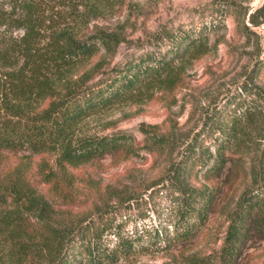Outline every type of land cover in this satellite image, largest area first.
Here are the masks:
<instances>
[{
	"label": "rangeland",
	"instance_id": "obj_1",
	"mask_svg": "<svg viewBox=\"0 0 264 264\" xmlns=\"http://www.w3.org/2000/svg\"><path fill=\"white\" fill-rule=\"evenodd\" d=\"M224 3L242 5L247 13L236 23L227 11L223 26L205 32L201 42L174 61L171 74L143 76V67L137 66L140 73L132 88L109 83L113 68L122 69L147 53H165V42H151L156 31L200 28L217 19L216 7ZM263 4L264 0H0V122H32L16 149L0 151V179L13 177L22 165L21 180L36 190L33 203L28 196L11 195L8 184L0 183L6 187L0 189V264H47L39 252L41 244L32 241L42 217L64 224L99 212L112 228L103 237L111 246L114 232L146 246L155 232H171L182 203L161 184L167 171L195 136L199 142L215 137L203 122L219 114L239 84L264 92V23L248 22L249 14ZM26 10L34 11L35 51L30 47L24 54ZM59 35L77 41L93 38L94 50L65 65L48 49ZM257 61L262 64L255 77ZM80 86L87 102H76L66 114L58 109L51 121L33 120L48 106L55 108L69 88ZM13 111L20 116L7 113ZM263 126L252 130L250 154L264 141ZM116 134L124 135L126 142L115 153L63 163L66 145ZM191 180L195 186L202 183ZM16 226L25 238L11 237ZM225 227L214 211L190 241L168 251H140L117 264H185L191 256L218 264ZM239 264H264V242L250 241Z\"/></svg>",
	"mask_w": 264,
	"mask_h": 264
},
{
	"label": "trees",
	"instance_id": "obj_2",
	"mask_svg": "<svg viewBox=\"0 0 264 264\" xmlns=\"http://www.w3.org/2000/svg\"><path fill=\"white\" fill-rule=\"evenodd\" d=\"M35 5L37 6L36 3ZM222 5L216 7L220 13L217 19L214 21L210 19L200 28L177 31L161 28L156 31L151 37V42L160 45L165 42L167 44L165 53H147L136 61H129L122 69L113 68L107 76L110 78L109 83L114 87L132 88L138 81L137 74L140 73L136 70L137 66L143 67L141 72L143 76L151 74L161 77L167 72L171 74L174 61L184 57L196 42H201L205 32L218 30L223 26L227 11L234 15V20L238 23L240 17L248 10L233 3ZM28 8L33 7L28 5ZM25 17L28 20L25 26L27 40L24 43V54L31 51L30 47L35 51L34 40H31L34 36L31 33L35 28L34 11L26 10ZM248 22L253 26L264 23V4L249 14ZM243 29L246 32L251 31L244 24ZM92 40L93 38L88 41H77L70 36L59 35L49 44V53L51 52L54 59L67 65L91 53L94 50ZM259 61L257 62L260 65H255L253 69L255 77L262 64ZM169 76H165L166 81L169 80ZM73 89L69 88L55 108L52 105L48 106L41 116L33 120L47 122L52 120V115L58 109H62L66 114L70 108L75 107L76 102L84 103L89 100L81 94L83 92L81 86ZM232 97L225 98L224 105L213 120L205 119L203 122V127L215 137L199 142L195 136L161 181L165 188L180 197L182 203L178 220L171 232L166 230L163 234L155 232L149 238L147 246L138 239L134 241L140 242L134 244L132 240L122 238L114 232L116 240L111 246L103 237L110 234L112 228L108 224L109 221L101 218L99 212L93 217H90L92 215L90 213L86 218L71 220L75 222L64 224L51 223L50 217V220L42 217L41 226L34 228L35 236L32 241L41 244L39 252L43 254L47 264H117L120 259H127L140 251L157 249L168 251L176 244L194 238L214 211H218L226 223L222 246L217 257L218 264H239L244 248L250 241L264 242V141L257 144L254 154L249 152L252 130L264 125V92L244 82L238 85L236 94ZM3 104L6 110L9 109L5 100ZM7 113L15 117L20 116L16 111ZM73 115L69 114L71 117ZM30 123L32 122L27 119L15 122L11 119L1 121L0 151L16 149V144L24 139V133L32 127ZM125 142V136L118 134L83 138L75 144L66 145L62 149L61 159L63 163L69 165L101 159L106 154L115 153L120 144ZM21 167L22 165L14 169L13 177L6 176L5 181L0 179V183L8 184L11 195L18 198L28 196V200L33 202L36 190L21 180L23 172ZM191 179H200L202 183L199 186L192 185ZM0 189L6 191V187L1 184ZM17 229L18 226L13 228L11 237L14 240L25 238V234ZM205 260L206 258L191 256L185 258V264H205Z\"/></svg>",
	"mask_w": 264,
	"mask_h": 264
}]
</instances>
